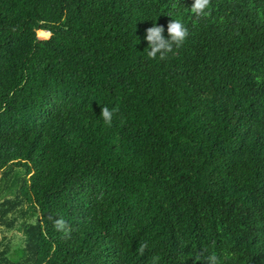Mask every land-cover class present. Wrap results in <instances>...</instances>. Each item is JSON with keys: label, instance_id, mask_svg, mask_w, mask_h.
<instances>
[{"label": "trees", "instance_id": "1", "mask_svg": "<svg viewBox=\"0 0 264 264\" xmlns=\"http://www.w3.org/2000/svg\"><path fill=\"white\" fill-rule=\"evenodd\" d=\"M193 2L0 0V264H264V0Z\"/></svg>", "mask_w": 264, "mask_h": 264}, {"label": "clouds", "instance_id": "2", "mask_svg": "<svg viewBox=\"0 0 264 264\" xmlns=\"http://www.w3.org/2000/svg\"><path fill=\"white\" fill-rule=\"evenodd\" d=\"M209 7V0H194L191 10L199 18L206 16L208 13L206 9ZM170 17V16H169ZM156 21V20H155ZM153 21L151 27L145 30L144 40L148 43V56L152 58L163 59L167 54L173 52L174 48L182 46L187 39L189 32L186 26L179 19H172L167 24V35H165V28L162 25H157ZM112 111L103 106L100 113V118L105 124L110 125L112 122ZM60 227H64V222H59ZM144 245L140 246L143 251ZM211 264H217V257H210Z\"/></svg>", "mask_w": 264, "mask_h": 264}, {"label": "rangeland", "instance_id": "3", "mask_svg": "<svg viewBox=\"0 0 264 264\" xmlns=\"http://www.w3.org/2000/svg\"><path fill=\"white\" fill-rule=\"evenodd\" d=\"M38 37L41 39L48 38V37H40V36ZM4 176H5L4 173H0V186L5 185L7 180L10 179L11 177V175L9 177H4ZM2 195H5V197H13V195L11 194L8 195L6 191H3ZM1 201L2 200H0V208H1ZM11 218L16 219V223L12 228H8L4 224L0 223V251L6 249V247L10 248L11 250H14L17 247H22L25 245V235L22 230V222L24 221V218L19 213L10 212L7 215V219L9 220Z\"/></svg>", "mask_w": 264, "mask_h": 264}]
</instances>
